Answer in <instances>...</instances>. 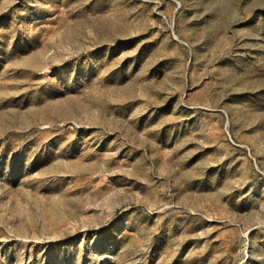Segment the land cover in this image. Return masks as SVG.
Segmentation results:
<instances>
[{
  "label": "rangeland",
  "instance_id": "obj_1",
  "mask_svg": "<svg viewBox=\"0 0 264 264\" xmlns=\"http://www.w3.org/2000/svg\"><path fill=\"white\" fill-rule=\"evenodd\" d=\"M0 264H264V0H0Z\"/></svg>",
  "mask_w": 264,
  "mask_h": 264
}]
</instances>
